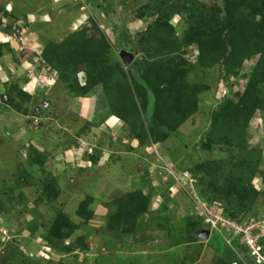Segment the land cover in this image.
I'll use <instances>...</instances> for the list:
<instances>
[{
	"label": "rangeland",
	"instance_id": "rangeland-1",
	"mask_svg": "<svg viewBox=\"0 0 264 264\" xmlns=\"http://www.w3.org/2000/svg\"><path fill=\"white\" fill-rule=\"evenodd\" d=\"M32 1L38 21L9 18L16 50L0 46L31 45L0 92V264H252L192 195L264 220V29L228 24L262 0Z\"/></svg>",
	"mask_w": 264,
	"mask_h": 264
},
{
	"label": "trees",
	"instance_id": "trees-1",
	"mask_svg": "<svg viewBox=\"0 0 264 264\" xmlns=\"http://www.w3.org/2000/svg\"><path fill=\"white\" fill-rule=\"evenodd\" d=\"M253 2L249 3V5H247V6H245L243 4V6H244L243 9L240 10L236 15H234V17H231L230 19H228L229 26L232 29H234L237 33H239L240 37L244 34H248L249 31L252 30V26H255V25H259V27L264 29L262 27L261 21L260 22L258 21L259 23L254 22V20L257 16H259L261 18V20L264 18V0H262V3L260 5L257 3L253 4ZM255 23H257V24H255ZM229 44H230V50L228 51V54L225 55V58L222 61L225 64L232 60V58H233L232 55H234V53H236L238 50L244 51V49L242 47L243 45L239 46L237 42L229 43ZM30 54H31V52L29 50H23L20 53L17 62L18 63L24 62L25 59L27 58V56H29ZM57 62H58V58L53 57L52 59H50L48 61V64L51 66V68L58 71L59 69L57 66ZM212 63H217V59L212 61ZM255 70H256L255 73L253 74V76L249 80V88L252 87L254 89H256V87L260 86L261 82L264 81V57H262V59L257 62ZM242 105H243V108L241 110L242 112L239 111L238 114L235 116V118L243 115L244 111H246V112L248 111L247 106H245V104H242ZM238 122H239L238 120L234 122L237 125L236 127L227 128V136H226V141H225L227 144L234 145L236 141H238L239 143L241 142L242 144L245 143L243 130L241 129V124H238ZM220 131H218V132L220 133ZM223 205H224V212H225L226 216H228L234 220H238V222H241L243 220L242 217H238V216L244 212H241L239 210H238V212H235V211L233 212V211L229 210L227 205H225L224 203H223ZM249 217H250V219H255V220L257 219V216H255V217L249 216ZM115 222H116V217H115V215H113V217H111L110 222L107 224V228H111L113 226V223H115ZM49 233L51 235V232H49ZM260 242L263 245V250H264V237L260 240ZM236 243L238 245L237 241H236ZM238 247H239V250H241L242 252H245V250L242 246L238 245ZM249 261L252 264H254L251 259Z\"/></svg>",
	"mask_w": 264,
	"mask_h": 264
},
{
	"label": "built area",
	"instance_id": "built-area-1",
	"mask_svg": "<svg viewBox=\"0 0 264 264\" xmlns=\"http://www.w3.org/2000/svg\"><path fill=\"white\" fill-rule=\"evenodd\" d=\"M11 38L16 40V35H13ZM19 42L23 45L20 50H23V48H31L30 43H26L25 40L19 38ZM186 177L189 179L188 176ZM192 198L195 205V213L197 216L202 217L204 223L209 224L211 229L222 234L225 242L231 243L234 237L238 245L245 249L244 254H239L240 257L248 256L254 264H264V250L260 242L264 237L263 219L255 221L251 219V222L231 221L225 218L221 203L214 202L208 204L201 202L194 192Z\"/></svg>",
	"mask_w": 264,
	"mask_h": 264
},
{
	"label": "crops",
	"instance_id": "crops-1",
	"mask_svg": "<svg viewBox=\"0 0 264 264\" xmlns=\"http://www.w3.org/2000/svg\"><path fill=\"white\" fill-rule=\"evenodd\" d=\"M40 1V0H34ZM24 3L30 2V7L25 8L24 12L17 11V7L15 5L14 0H0V46L4 47L2 45H5L7 43H10V48L16 50L17 43L13 40H11L10 33L6 30V21L11 17V20H15V18H19L21 16L26 15V17H32V20L38 17L36 12H31L34 10H37L39 6H35L33 1L29 0H23ZM16 8V9H15ZM39 11V10H38ZM23 21V20H22ZM21 22V19H18L16 21V24H19ZM27 29V28H26ZM29 30H26V32ZM14 52V51H13ZM15 54V53H14ZM18 55V53L16 54ZM17 57V56H16ZM15 57V58H16ZM18 59V58H17ZM17 59H13L8 52H1L0 53V92L4 90V87L10 80H17L16 77V71L13 68H21L18 64H16ZM18 73V71H17ZM27 83V82H26ZM27 85V84H26ZM31 86V83H30ZM0 104L3 105V103L0 102ZM0 110L2 111V107L0 105ZM6 113V112H5ZM10 113V112H7ZM12 114V113H11Z\"/></svg>",
	"mask_w": 264,
	"mask_h": 264
},
{
	"label": "water",
	"instance_id": "water-1",
	"mask_svg": "<svg viewBox=\"0 0 264 264\" xmlns=\"http://www.w3.org/2000/svg\"><path fill=\"white\" fill-rule=\"evenodd\" d=\"M119 57L121 58L122 62L124 63V65H129L131 63V61L133 60V54L127 50H124V49H121L119 51ZM41 106L42 107H47L48 106V101H43L41 103ZM39 110V108L36 109V111ZM199 237L202 239V240H205L209 237V231H201L199 233Z\"/></svg>",
	"mask_w": 264,
	"mask_h": 264
},
{
	"label": "clouds",
	"instance_id": "clouds-1",
	"mask_svg": "<svg viewBox=\"0 0 264 264\" xmlns=\"http://www.w3.org/2000/svg\"><path fill=\"white\" fill-rule=\"evenodd\" d=\"M40 16H38L37 18H39ZM26 19H27V17H26ZM38 21V19H33V20H31L29 23H31V22H37ZM23 24H24V21H22L21 20V22L19 23V24H17L22 30L23 29H26L25 27H23ZM13 35H16V34H13ZM17 36V35H16ZM11 37H12V35H11ZM13 40V39H12ZM19 43V42H18ZM20 44V43H19ZM25 49V48H24ZM23 49V50H24ZM22 50V51H23ZM31 50V49H30ZM186 173H188V172H186ZM182 185H184V184H182ZM185 186V185H184ZM196 215V214H195ZM239 248V247H238ZM245 250V249H244ZM242 252V251H241ZM245 252H242L241 254H244ZM246 257H248V256H246Z\"/></svg>",
	"mask_w": 264,
	"mask_h": 264
}]
</instances>
